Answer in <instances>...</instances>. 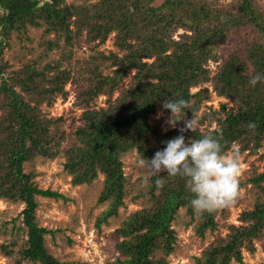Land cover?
Masks as SVG:
<instances>
[{"label":"trees","instance_id":"1","mask_svg":"<svg viewBox=\"0 0 264 264\" xmlns=\"http://www.w3.org/2000/svg\"><path fill=\"white\" fill-rule=\"evenodd\" d=\"M215 2L99 0L68 5L66 0H0V102L4 105L0 118V200L25 204L22 214L28 240L22 252L24 260L75 264L61 262L49 253L45 235L50 232L35 221L38 196L65 198L41 190L33 174L24 172V164L35 157L58 156L52 145L59 146L67 138L61 121L47 119L41 107H53L61 96L66 101L64 88L68 83L77 86L79 102L85 106V123L77 130L78 144L65 152V169L75 186L91 184L100 174L105 177L99 202L107 203L108 208L97 219L98 226L116 217L130 194L122 159L132 152L140 159H150L164 147V141L180 134L183 122L166 133L150 123L165 99L184 98L185 118L211 126L205 132L185 131L186 143L212 135L227 155L237 145L239 156L244 152L257 154L264 147V82L255 86L248 83L256 73H264V6L255 0L231 5ZM29 27L44 28L46 36L55 34L54 39L40 44L45 51L33 64L9 72L3 54L10 35L15 33L20 40ZM179 30L184 33L178 35ZM113 33L115 45L124 51L122 56L104 55L99 50ZM85 46L89 56L82 62L85 69L79 75L86 76L83 80L75 78L74 68L61 69L60 65L67 52L82 51ZM54 48L62 51L61 61L37 69L39 61L48 58ZM212 61L218 63L214 74L209 69ZM106 70L110 74L103 75ZM131 71V85L112 103L113 92ZM205 84L230 100L232 107L222 105L219 111L198 119L209 90L192 93V89ZM101 95L108 96V107L97 110L91 103ZM159 175L150 178L145 191L136 197L147 196L148 207L132 213L116 231L122 239L117 245L121 258L112 264H169L167 257L177 242L171 226L180 209L201 218L197 228L201 236L217 231L216 210L194 214L183 180L165 172ZM244 185L257 190L254 208L241 215L239 226L229 225L226 236L216 238L195 264H242V251L254 253L256 242L264 246V172H254L239 182V188Z\"/></svg>","mask_w":264,"mask_h":264},{"label":"rangeland","instance_id":"2","mask_svg":"<svg viewBox=\"0 0 264 264\" xmlns=\"http://www.w3.org/2000/svg\"><path fill=\"white\" fill-rule=\"evenodd\" d=\"M99 0H66V4L87 5ZM215 2V0H207ZM239 0H217V5L236 4ZM264 6V0H255ZM158 3V2H157ZM1 10V9H0ZM2 11V10H1ZM0 11V13H1ZM1 30V28H0ZM183 34V30H179ZM54 33L46 36L44 28H28V33L19 40L15 33L10 35L9 46L4 49L3 60L9 65V72L21 69L26 65L33 64L45 51V47L40 44L47 40L54 39ZM28 37V39L26 38ZM115 33L109 36L105 44L99 47L104 55L115 53L120 56L124 51L119 50L115 45ZM63 42H61V45ZM223 53V51H221ZM70 55L72 56L71 59ZM218 55V54H217ZM89 56L88 47L82 51L73 49V53L67 52V59L62 60V51L54 48L48 58H42L36 65L37 69L43 68L46 64L53 65L61 61V69L74 68L76 77L84 80L86 76L79 75L85 69L82 63ZM70 61V62H69ZM151 62V61H150ZM212 74L218 71V63H209ZM87 74V73H85ZM110 74V70L103 71V75ZM134 71L129 72L119 89H116L110 101L114 103L121 95L123 89L131 85V78ZM77 86L68 83L64 90L68 93L66 101L58 97L53 107L43 105V114L51 121L60 120L61 126L67 131V138L61 140L60 145H52L53 152L58 153L55 158L35 157L32 161L24 164V172L32 173L33 181L41 190H50L59 193L65 199H51L38 196V208L36 210V223L41 228H46L50 233L45 235V244L49 253L61 262L75 264H112L121 258L117 249L118 243L122 241L116 236V231L121 224L136 211L148 207L147 196L145 198L137 196L145 191V186L150 178L147 169L139 165L141 160L136 152L127 154L123 159V172L130 184V194L125 199V205L118 211L116 217H111L107 223L97 225V219L104 213L107 203H100L99 197L104 188L105 177L100 174L91 184L73 185V177L65 169L67 158L65 152L78 144L77 130L84 127L83 113L85 106L79 102L75 88ZM208 89L209 98L204 100L198 112V119L204 114L219 111L222 105L228 109L232 107V102L223 97H219L211 87V84L193 88L192 93ZM108 96L101 95L91 103L92 107L99 110L107 108ZM4 105L0 102V118L4 116ZM163 113L158 117V113ZM167 114L161 106H157L156 114L150 118V123L159 127L163 133L175 128L166 124ZM208 123L200 125L197 121L192 129H199L205 132L210 129ZM215 126H212L214 129ZM191 132V130H188ZM239 149L233 145L228 155H232ZM264 147L257 154L244 152L239 156V182L246 181L254 172H264ZM129 189V186H127ZM147 189V187H146ZM257 199V190L251 185L239 188V194L234 202L222 208L216 209V221L218 229L214 233L207 232L201 236L197 230L201 220L199 216L187 214L186 209H180L176 215L171 228L175 231L177 242L174 251L167 257L169 264H195L196 258L201 257L202 252L218 237H225L228 233L229 225L239 226L240 217L254 208ZM25 204L21 201L13 202L5 199L0 200V264H33L22 257V252L26 246L27 228L24 225L23 210ZM263 244V243H262ZM256 242L254 253L242 251V264H264V246ZM6 247V248H3ZM10 253V254H7ZM161 255V254H158ZM231 264H238L233 262Z\"/></svg>","mask_w":264,"mask_h":264},{"label":"clouds","instance_id":"3","mask_svg":"<svg viewBox=\"0 0 264 264\" xmlns=\"http://www.w3.org/2000/svg\"><path fill=\"white\" fill-rule=\"evenodd\" d=\"M258 82H264V73H256L248 81L252 86ZM186 104L184 98L175 97L162 102L161 108L168 112L166 124L175 128L178 122H183V127L179 128V135L164 141V147L152 158H142L138 163L147 169L149 178L160 176L161 172L169 177H180L191 194L189 204L193 213H211L231 205L239 194V154L222 152L219 140L212 135L186 143L183 133L192 131L196 123L193 117L185 118Z\"/></svg>","mask_w":264,"mask_h":264},{"label":"water","instance_id":"4","mask_svg":"<svg viewBox=\"0 0 264 264\" xmlns=\"http://www.w3.org/2000/svg\"><path fill=\"white\" fill-rule=\"evenodd\" d=\"M1 11V10H0Z\"/></svg>","mask_w":264,"mask_h":264}]
</instances>
